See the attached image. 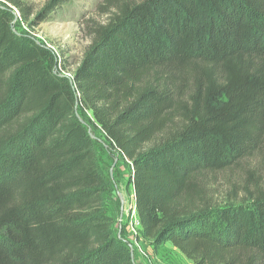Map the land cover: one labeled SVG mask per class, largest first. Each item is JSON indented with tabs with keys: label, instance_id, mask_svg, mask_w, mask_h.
I'll return each mask as SVG.
<instances>
[{
	"label": "trees",
	"instance_id": "16d2710c",
	"mask_svg": "<svg viewBox=\"0 0 264 264\" xmlns=\"http://www.w3.org/2000/svg\"><path fill=\"white\" fill-rule=\"evenodd\" d=\"M68 1L31 19L0 0V264H135L89 128L130 164L138 242L264 264V192L215 205L201 182L261 147L264 0L124 4L72 78L13 24V7L34 28Z\"/></svg>",
	"mask_w": 264,
	"mask_h": 264
},
{
	"label": "rangeland",
	"instance_id": "374dc122",
	"mask_svg": "<svg viewBox=\"0 0 264 264\" xmlns=\"http://www.w3.org/2000/svg\"><path fill=\"white\" fill-rule=\"evenodd\" d=\"M23 10L31 13V19L49 0H13ZM143 0H69L59 10L34 28L28 27L14 8L16 31H26L38 42L50 49L57 60L55 72L66 76L73 74L80 65L84 53L94 40V32L108 24L114 13L124 4H137ZM91 118V113H88ZM178 120V119H177ZM171 127V125H170ZM94 136L95 148L101 159V167L112 182L107 197L109 215L114 219V232L118 238L132 244L136 240L138 221L134 207V193L130 185L132 173L128 164L117 152L107 147L102 134L88 129ZM202 185L215 205L227 202L241 203L264 192V137L258 151L237 164L201 179ZM123 208V210H122ZM135 212V213H134ZM138 231V230H137ZM139 232V231H138ZM132 251V250H131ZM172 249L163 250V259L179 264ZM134 259V253L132 251ZM178 261V262H177Z\"/></svg>",
	"mask_w": 264,
	"mask_h": 264
},
{
	"label": "crops",
	"instance_id": "0c3cea01",
	"mask_svg": "<svg viewBox=\"0 0 264 264\" xmlns=\"http://www.w3.org/2000/svg\"><path fill=\"white\" fill-rule=\"evenodd\" d=\"M135 207V202H134ZM123 210V208H122ZM138 231L140 230V226L136 228ZM126 242L125 240H123ZM127 243V242H126ZM131 250L134 253V262L135 264H175L172 259L169 261L167 259H163V250L172 249L175 252H172V256L179 260V264H191L183 254H181L176 248H174L170 243L164 244L158 248L151 246L148 243L138 242L137 240H133L132 244H128ZM141 251H144L150 255V259H146L141 255ZM178 262V261H177Z\"/></svg>",
	"mask_w": 264,
	"mask_h": 264
},
{
	"label": "built area",
	"instance_id": "2783aa9c",
	"mask_svg": "<svg viewBox=\"0 0 264 264\" xmlns=\"http://www.w3.org/2000/svg\"><path fill=\"white\" fill-rule=\"evenodd\" d=\"M66 76H67L68 78H72V77H73V74H67ZM134 213H135V212H134ZM136 224H137L138 226H140L139 223H138V221L136 222ZM134 233L137 235V234H138V231L135 230ZM141 255H142L144 258H146V259H150V255H149L148 253L144 252V251H141Z\"/></svg>",
	"mask_w": 264,
	"mask_h": 264
},
{
	"label": "water",
	"instance_id": "95a60500",
	"mask_svg": "<svg viewBox=\"0 0 264 264\" xmlns=\"http://www.w3.org/2000/svg\"><path fill=\"white\" fill-rule=\"evenodd\" d=\"M91 137L94 139V136L93 135H91Z\"/></svg>",
	"mask_w": 264,
	"mask_h": 264
}]
</instances>
